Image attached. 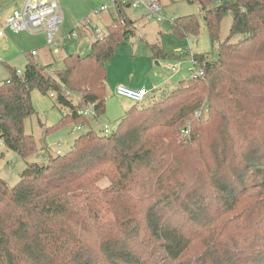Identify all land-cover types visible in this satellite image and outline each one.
I'll return each mask as SVG.
<instances>
[{
	"label": "trees",
	"instance_id": "1",
	"mask_svg": "<svg viewBox=\"0 0 264 264\" xmlns=\"http://www.w3.org/2000/svg\"><path fill=\"white\" fill-rule=\"evenodd\" d=\"M115 1L117 15L87 56L68 55L58 71L32 58L21 75L7 67L0 145L25 160L38 153L25 130L36 89L69 110L48 133L106 113L107 65L136 23L128 3ZM190 2L217 48L193 56L203 74L133 106L113 134L90 130L65 154L29 164L15 186L0 177V264H264V0ZM228 12L233 25L221 41ZM171 29L196 37L200 23L179 17ZM153 50L156 59L183 58ZM204 105L207 119L195 120ZM91 106L94 118L81 114Z\"/></svg>",
	"mask_w": 264,
	"mask_h": 264
},
{
	"label": "rangeland",
	"instance_id": "2",
	"mask_svg": "<svg viewBox=\"0 0 264 264\" xmlns=\"http://www.w3.org/2000/svg\"><path fill=\"white\" fill-rule=\"evenodd\" d=\"M24 0H2L0 3V29L6 19L12 14L14 9L21 7ZM115 0H60L65 9L62 10L64 22L60 25V33L65 37V51L57 52V47H50L46 42L44 34H30L22 32L20 34H10L11 43L3 45L0 43V84L9 79L10 74L7 66L20 70L22 74L28 59V51L36 50L39 56L36 62L44 63L47 53L49 64H53L52 70H62L64 68V58L69 54H79L87 56L91 51V43L86 42L82 46L67 39L70 31L79 23L77 20L91 18L93 26L104 31L107 23H110L113 9L95 15V11L102 6L113 5ZM191 0H159L162 8L158 15L148 16L145 9H125V13L134 20L135 35L131 36L124 43L120 44L107 65L106 80V113L98 118L91 119L90 126H77L74 123L65 124L52 132L46 129L56 126L59 120L69 110L61 107L56 99L49 95H44L39 90H33L32 100L36 114L25 121L26 133L32 135L36 141L38 153L28 159H22L17 153L8 150L4 145H0V177L7 182L10 187L15 186L24 170L32 163H45L49 156H57V152L62 154L68 152L74 141L90 130L99 135H107L104 129L107 127L109 134L116 132L120 119L126 112L137 105L141 108L148 107L155 99H161L167 95V91L178 82L189 78L188 69L193 65L194 55L215 56L217 48L213 46L206 24L203 18L202 7ZM196 16L200 23L198 36H187L181 38L175 35L171 29L172 20L184 16ZM233 25V15L228 12L221 25V41H225L230 35ZM241 38L236 35L232 42H237ZM80 43V41H79ZM154 46H159L168 53L183 55L182 59L165 60L156 59ZM51 50L50 53L48 50ZM60 50V49H59ZM189 54V55H187ZM185 56V57H184ZM170 66L180 67L177 72L171 70ZM124 84L132 89H146L150 91V96L141 103H136L127 98L115 96L117 85ZM156 88V90H154ZM168 89V90H167ZM209 115V113H208ZM201 118L205 121L208 117ZM195 116V115H194ZM196 120L197 117L195 116ZM190 126V123L185 126ZM182 129L178 132L180 142L186 143L190 139L182 134ZM102 188L109 185V180L103 179L99 184Z\"/></svg>",
	"mask_w": 264,
	"mask_h": 264
},
{
	"label": "built area",
	"instance_id": "3",
	"mask_svg": "<svg viewBox=\"0 0 264 264\" xmlns=\"http://www.w3.org/2000/svg\"><path fill=\"white\" fill-rule=\"evenodd\" d=\"M129 5L132 9H145L150 15H158L162 8L159 4V0H120V5ZM119 3L116 1L113 2V5L102 6L99 10L95 11V15H99L102 12L109 11L113 9L114 16L117 15ZM173 21V20H172ZM63 20L60 16V6L57 0H24L21 7L15 9L12 14L6 19L3 24V27L0 29V37H4L7 32L13 34H20L22 32H29L30 34H37L44 32L46 35L47 45L50 47H56L61 40L59 35V27L62 24ZM80 26L90 32L94 37V42L102 40L105 37L106 31L100 30L98 27L93 26L91 23V18L83 19L80 23ZM78 34L76 31H73L68 35V38H77ZM32 55H36V52H33ZM193 65L192 68L188 69L190 77H198L203 74L201 67L192 57ZM171 70L177 72L180 67L170 66ZM21 75L20 72H18ZM156 90V88H154ZM116 94L119 97L130 99L136 103H141L149 96L150 92L146 89H132L127 86L119 85L116 89ZM69 95V93H68ZM209 109L207 105L202 106L198 111H196L195 116L197 119H201L208 115ZM82 115L88 118L95 117L94 107L91 106L81 112ZM104 132L107 135L109 130L107 127L104 129ZM182 134L185 137H189V129L183 130ZM57 154H62L61 151H58Z\"/></svg>",
	"mask_w": 264,
	"mask_h": 264
},
{
	"label": "crops",
	"instance_id": "4",
	"mask_svg": "<svg viewBox=\"0 0 264 264\" xmlns=\"http://www.w3.org/2000/svg\"><path fill=\"white\" fill-rule=\"evenodd\" d=\"M104 1L108 2L109 0H104ZM57 2H58V4H59V6H60V16L62 17V20H63V22H64V17H63V14H62V10H61V9H65V10H66V8H64V7L62 6L60 0H57ZM14 10H15V9H14ZM114 17H115V16H114ZM114 17L112 16V19H111L110 21H108V22H110V23H107L106 27L109 26V25L112 23ZM63 22H62V24H63ZM77 22H79V23L74 27V29H73L72 31H70V33H72L73 31H76L77 34H78V36H77V38H71V40L77 42L79 47L82 46V45H83L84 43H86V42H90V43H91V46H92V44H93L94 41H95L93 35H92L90 32L84 30V29L80 26L81 20H80V21L77 20ZM91 23H92V20H91ZM62 24H61V25H62ZM70 33H69V34H70ZM10 34H13V33L7 32V33L4 35V37H0V43H2L3 45H7V44L9 45V44L11 43V41H12V37H11ZM38 34H44V32H41V33H38ZM34 35H36V34H34ZM44 35H45V34H44ZM59 35H60L61 40L59 41L58 45L56 46L57 49H58L57 52H63V51H65V47L63 46V45H64V42H65V37L60 33V27H59ZM67 39H69V38L67 37ZM69 40H70V39H69ZM79 41H80V43H79ZM91 46H90V47H91ZM59 49H60V50H59ZM48 51H49L50 53H52V51H51L50 49H49ZM33 52H36V55H32ZM39 55H40L39 52L36 51V50H32L31 52L28 51V59H27V62H28V60H29L30 58H32V59L35 60V58H37ZM69 55H71V54H69ZM187 55H189V54H187ZM48 57H49V55L47 56V53H46V54H45V59L42 58V61H44L45 64H43V63H40V64H42V65H49V66L52 67L53 64H49V62H48V61H49V60H48ZM38 63H39V62H38ZM26 65H27V63L25 64V67H26ZM7 67H8V66H7ZM9 67H10V66H9ZM13 69H15V68H13ZM52 69H53V68H52ZM17 71L20 72V70H17ZM119 85H123V86H124V84H122V83L119 84ZM119 85H117V87H118ZM129 87H130V86H129ZM149 92H150V91H149ZM115 96H116V97H119V96L116 94V91H115ZM149 96H150V94H149ZM150 97H152V96H150ZM119 98H121V97H119ZM122 118H123V117H122ZM122 118H121V119H122ZM121 119H120V121H121Z\"/></svg>",
	"mask_w": 264,
	"mask_h": 264
},
{
	"label": "bare ground",
	"instance_id": "5",
	"mask_svg": "<svg viewBox=\"0 0 264 264\" xmlns=\"http://www.w3.org/2000/svg\"><path fill=\"white\" fill-rule=\"evenodd\" d=\"M38 34V33H37Z\"/></svg>",
	"mask_w": 264,
	"mask_h": 264
}]
</instances>
